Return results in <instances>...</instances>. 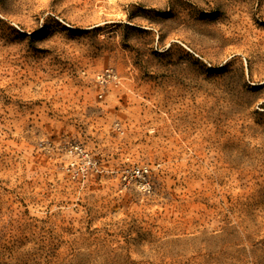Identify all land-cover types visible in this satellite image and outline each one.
Listing matches in <instances>:
<instances>
[{
	"label": "rangeland",
	"instance_id": "rangeland-1",
	"mask_svg": "<svg viewBox=\"0 0 264 264\" xmlns=\"http://www.w3.org/2000/svg\"><path fill=\"white\" fill-rule=\"evenodd\" d=\"M0 264H264V0H0Z\"/></svg>",
	"mask_w": 264,
	"mask_h": 264
},
{
	"label": "built area",
	"instance_id": "built-area-1",
	"mask_svg": "<svg viewBox=\"0 0 264 264\" xmlns=\"http://www.w3.org/2000/svg\"><path fill=\"white\" fill-rule=\"evenodd\" d=\"M95 80L102 86H106L107 84H114V86L120 85V77L112 70L106 69L101 73H97L95 75ZM103 94L99 93L98 98L102 99ZM145 170H136V174H143Z\"/></svg>",
	"mask_w": 264,
	"mask_h": 264
}]
</instances>
